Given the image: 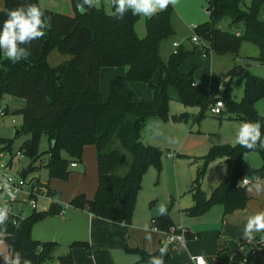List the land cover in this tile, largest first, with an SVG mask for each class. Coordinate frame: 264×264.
<instances>
[{
	"label": "trees",
	"instance_id": "trees-1",
	"mask_svg": "<svg viewBox=\"0 0 264 264\" xmlns=\"http://www.w3.org/2000/svg\"><path fill=\"white\" fill-rule=\"evenodd\" d=\"M70 2L74 10L72 16L43 8L39 0H5L0 11V28L7 18V10L33 3L44 11L48 27L43 38L32 41L30 45H22L30 50L26 60L12 63L0 53V108L4 95L25 100L24 107L12 113L21 115L15 137L19 134L28 136L19 148L29 159L28 173L39 168L34 163L41 157L38 142L42 135L49 142L45 152L48 158L43 164L49 178L67 179L71 173L70 164L81 162L83 147L93 145L97 165L94 196L87 200L80 194L69 205L80 209L88 206L93 216L129 224L144 174L150 167L157 172L162 169L163 150L143 142L141 130L144 125L151 118L167 120L171 100L185 107H199V117L211 100L201 93L191 74L180 70L193 52L179 47L167 62L160 56L161 42L173 34L171 5L151 18H145V36L138 37L134 29L138 16H133L131 11L123 20H117L102 7L85 5L80 11L77 4L82 0ZM263 8L264 0H250L248 4L243 0H209L205 8L209 18L196 25L194 31L206 44L208 54L237 55L242 43L249 42L258 48L255 60L264 65ZM224 19L230 21L228 29L219 26ZM53 49L70 58L50 66L47 58ZM121 66L127 67L126 81L148 86L149 100L136 102L131 96L119 93L118 80L111 82L107 99H102L100 70ZM155 74L157 80L153 82ZM235 75L244 79V94L240 101H235L230 94L231 80ZM219 83H223L224 88L216 92L215 97L224 102L225 108L218 117L222 119L228 115L227 118L244 122L260 121L261 139L264 140V117L255 108L256 102L264 97V78L251 73L246 65L237 64L221 76ZM175 119L186 120V113H180ZM0 143H6V149L12 150L13 139L0 138ZM62 151L68 157H64ZM124 151L130 156L127 167L121 171ZM255 151L263 159L259 168H253L245 160L246 153L250 151L236 143L212 145L203 156L196 158L203 162V167L196 171L187 190L192 205L185 210L186 214L200 216L214 205H220L224 215L244 209L248 196L247 185L241 184L242 179H264V149L258 147ZM217 159L225 164V177L207 194L201 188V179L208 165ZM49 193L55 192L49 189ZM62 209L61 204L50 203L47 210L32 212L17 224L7 220L6 228H0L1 239L18 264H24L25 260L31 264L54 260L57 242L34 240L31 230L35 223L59 214ZM151 225L163 232L174 226L168 213L152 218ZM258 238L241 246L253 247ZM77 245L88 246L86 242H73L70 247ZM257 247L264 252V246L258 244ZM131 252L137 253L143 262L150 257L145 251ZM168 257L163 256L164 264ZM56 260L57 264H74L71 252ZM222 260L224 264H253L242 262L239 248ZM0 264H3L1 257Z\"/></svg>",
	"mask_w": 264,
	"mask_h": 264
},
{
	"label": "crops",
	"instance_id": "crops-1",
	"mask_svg": "<svg viewBox=\"0 0 264 264\" xmlns=\"http://www.w3.org/2000/svg\"><path fill=\"white\" fill-rule=\"evenodd\" d=\"M107 2L108 0H100L99 5L96 7L105 9V4ZM4 3L5 0H0V11L4 8ZM39 3L43 8L70 16L74 15L70 0H39ZM256 51L255 55L243 56V61L241 62L239 59H242V55L239 53L235 55L239 63L243 62L242 64L246 65L248 69H251L252 64L248 65L246 58L251 57L255 60L258 56V48ZM212 54L216 55L214 53ZM69 58L70 56L68 55L63 61ZM51 60L54 63H51ZM47 61L50 66H56L63 62L62 54L60 55L56 49H53L48 55ZM254 63H257L255 65H261L256 60ZM106 69V67H103L100 70V91L101 79L107 76L109 81H111L115 76L111 70ZM181 72L184 73L182 70ZM221 76L222 74L220 75V79ZM156 80L157 75L155 80L153 77L152 81L155 82ZM106 99L103 96V100L105 101ZM149 99L150 96L147 100ZM233 99L238 101L235 97H233ZM8 101L11 105L7 103L2 107H6L10 112L20 110L25 105V100L21 98H9ZM144 101H146V99H144ZM227 116L228 115H224L225 118ZM224 117L222 119H224ZM149 121H153V123L150 126L151 129H149L144 136L142 135L144 143L148 145L152 144V146H161L162 142L175 138L169 131V128L162 124V122L155 119H150ZM188 137L189 135L186 136L185 134L182 143L186 141ZM209 147L210 144L205 145L200 150H208ZM70 168L72 172H77L76 175H80L81 178H74L77 179V181L82 180V177L86 178L89 173V182H83L81 185L72 189L71 195L67 199L68 204L74 197L80 194H83L87 200H91L97 187L95 147L93 145H85L82 150L81 162H77L76 167ZM224 174V170L220 169L216 171L211 175L212 177L208 179V182L201 183V188L204 189L207 194H210L222 179H224ZM183 178H185V176H183ZM70 181L71 180H68V182ZM191 181L176 182V188L174 189L175 191H173L175 193L170 203L169 196L159 197L155 194L154 187L151 186L150 183L145 184V182H142L134 213L129 224L113 222L93 216L89 212L88 206L82 209L70 205L65 208L63 207L62 215L59 216V214H57L48 218L52 219L49 221L53 222H51L52 225L47 226V233L43 237L45 239L43 241H55L58 244L57 248L62 246L60 244V242H62L66 250L64 254L71 252L74 264H148L151 257L160 256L161 248H166V255L169 256L165 264H194L191 260L192 256H203L208 264H224L222 258L229 257L230 252L238 249L244 243L251 242L262 232H254L250 239L246 238L244 235L245 225L249 217L259 212H264V181L257 179L258 185H260L259 190L255 187L257 183L251 184L250 186L247 185L248 200L244 209L224 215L222 208L214 205L200 216L188 217L185 210L192 205L191 195L187 192ZM44 184L55 192L59 203L61 194L55 187H51L49 182H44ZM250 187L252 188L251 191L248 190ZM38 203H42V208H40L39 211L47 210L50 206V201L43 200V198L40 201L38 200ZM161 203L167 205V213L173 225H182L188 230V235H186L183 246H169L165 242L164 232L152 229V218H159L162 216L159 215L157 211L158 205ZM177 218L178 221H176ZM149 236L150 238H147ZM73 242H86L88 246L77 245L70 247ZM131 250L145 251L150 257L147 262H143L140 260V256L137 253L131 252ZM6 252L8 257L17 262L16 257L7 251V247ZM55 253L54 259H57L60 255L55 256ZM43 264H46V262Z\"/></svg>",
	"mask_w": 264,
	"mask_h": 264
},
{
	"label": "rangeland",
	"instance_id": "rangeland-1",
	"mask_svg": "<svg viewBox=\"0 0 264 264\" xmlns=\"http://www.w3.org/2000/svg\"><path fill=\"white\" fill-rule=\"evenodd\" d=\"M208 1L209 0H177V3L174 6L171 5L173 8L171 15L173 34L164 39L160 44V56L164 62H167L169 56L175 51V49L179 47H182L186 51L193 52L182 63L181 70L185 74H191L194 81L199 84L200 91L206 97H209L210 93H213L216 90L221 74H226L235 65L242 64L243 62L239 63V61H243V56L255 55L257 52L256 45L249 42H243L239 50V54L242 55V59H239V61L235 54L217 56L210 53L206 56L202 55L204 51L203 46L201 44H195L192 41V37L196 35L194 26L205 23L209 18L207 12L205 11ZM243 1L248 4L250 0ZM104 10L108 14L111 13L109 2L105 4ZM262 17L264 19V8L262 10ZM145 18L146 17L138 16V19L134 25V29L138 37L145 36ZM229 22V19H224L220 23L221 28L228 29ZM175 44H177L178 47H175ZM67 57L68 55H62V61ZM246 59L248 65L252 64L251 69H249L251 73L264 78V66L255 65L257 63H254L255 60L251 57H247ZM51 63L54 62L51 60ZM106 68V70H111L115 76L111 81H109L107 76L101 79V91L105 99L108 96L110 84L114 80H118L117 90L120 93L131 96L135 101H141L144 99L147 100L149 98V89L145 83H130L126 81L124 74L127 67L121 66ZM156 75L157 74L154 75V80ZM230 94L232 97H235L236 100H241L244 94V79L242 76L235 75L232 78ZM9 98L17 97L4 95L2 98V106L7 103L11 105V103L8 101ZM255 108L260 113V115L264 117V97L260 98L256 102ZM180 113H186V120L176 121L175 117ZM200 114L201 109L197 106L185 107L182 103L176 100H171L169 103L167 120L161 121L156 118H151L166 125L175 138H171L168 141L162 142L161 146L154 145L155 147L163 150L162 169L160 172H157L154 167H150L144 174L142 182H145V184L150 183V185L154 187L153 189L155 190V194L159 197L169 196V203L171 202V198H173L172 196L175 193L173 191H175L174 189L176 188V182L191 181L195 177L196 171L203 167V162L196 158L203 156L207 152V149H200L208 144H210V146L224 143L235 144L236 133L240 125L244 122L242 120H234L227 117L220 119L216 115H211L209 108L204 110L201 117H199ZM11 118L15 119V124L11 123ZM11 118L5 117L2 119L0 123V138L13 139L12 149L13 152H16L23 142L28 139V136L19 134L17 137H15V132L18 130V127L21 123V115L19 113H15L11 116ZM148 121L141 130L143 136L149 129H151L150 126L153 121ZM185 134L186 136L189 135V137L182 143ZM117 146L119 147L118 143ZM48 148V139L45 135H42L38 142V151L41 154V157L34 163V166L39 168L35 172L29 173L27 177L37 176L42 183L49 182L51 187H55V189L61 194L59 197V203L61 204L62 208H65L69 205L67 199L70 197L72 189L76 188L78 185H81L83 182H89V173L87 174L86 178L82 177V180L80 181L74 179L81 177L79 174L76 175L77 172H72V170L67 179L49 178L48 172L43 165L48 158V155L45 153ZM124 153L125 157L123 167L120 169L121 171L124 167H127L128 158L130 156L127 151H124ZM62 155L64 157H68L64 151H62ZM245 160L253 168H259L263 163L261 155L256 151H250L246 153ZM27 163H29V159L24 155L16 162V167L20 169L26 168L28 165ZM220 169L224 170V173H226L225 164L222 160L217 159L215 162H211L204 171L201 183L208 182V179L212 177L211 175ZM183 176H185V178H183ZM68 180L71 181L68 182ZM256 183L258 184L257 179H254L253 181L250 179L248 186ZM40 200H42V198H40L39 201ZM215 206L222 208L220 205ZM40 208H42V203H38V209ZM49 217L51 216L45 217L34 224L31 230V236L33 239H38L40 241L45 240L43 237L47 233V226L52 225L51 222H53L49 221L52 220L48 219ZM176 221H178V218ZM175 226L183 227L185 230H187L185 226ZM60 244L62 246L57 248L56 253L54 252L55 256H61L66 251L62 242H60ZM0 256L1 262L3 263L18 264L15 260L8 257L5 243L1 239V234ZM46 264H56V259L47 261Z\"/></svg>",
	"mask_w": 264,
	"mask_h": 264
},
{
	"label": "clouds",
	"instance_id": "clouds-1",
	"mask_svg": "<svg viewBox=\"0 0 264 264\" xmlns=\"http://www.w3.org/2000/svg\"><path fill=\"white\" fill-rule=\"evenodd\" d=\"M109 6L113 9L111 15L117 20H123L125 14L131 11L133 16H141L151 18L157 12L164 11L169 5H175L177 0H108ZM100 0H82L77 4V9L84 10V6L96 7ZM7 18L3 20L2 28H0V53L10 60L17 63L21 59H27L30 55L28 47L22 45H30L32 41L41 39L45 36V30L48 27L47 18L44 11L38 4L22 5L16 9L7 10ZM262 124L260 121L243 122L236 133V144L255 151L258 147L264 149V140L261 139ZM245 184L249 181L245 179ZM256 189H260V185H255ZM249 191L252 190L250 187ZM12 188L6 189L5 194L11 196ZM0 199H3L0 196ZM158 214H167V205L161 203L158 205ZM11 209L7 203L0 206V228H6V221L9 218ZM264 231V212H259L249 217L245 225L244 235L251 238L254 232ZM147 238H150L147 237ZM166 248L160 249V256H153L149 259L148 264H164L163 256L166 255ZM24 264H31L25 260Z\"/></svg>",
	"mask_w": 264,
	"mask_h": 264
},
{
	"label": "built area",
	"instance_id": "built-area-1",
	"mask_svg": "<svg viewBox=\"0 0 264 264\" xmlns=\"http://www.w3.org/2000/svg\"><path fill=\"white\" fill-rule=\"evenodd\" d=\"M192 41L195 44H201L203 46V56L208 54L205 51L206 44L197 34L192 37ZM175 47H178V45L175 44ZM223 88V83H219L216 90L213 93H210L208 97L211 100L208 106L211 115L220 116L224 111V102L215 97V93L222 91ZM12 115L13 113L6 107H1L0 123L3 118H11ZM11 123L15 124V119L11 118ZM6 147V143H0V196L3 197V199H0V206L7 203L11 209L8 220L13 224H17L28 214L39 211L38 200L40 198L47 199L50 203H58V197L55 193H49V188L45 186L37 176L27 177L29 174L27 167L25 177H21L20 172L22 169L16 167V162L19 158L24 156V152L21 149L16 150V152H13V149L9 151ZM76 165L77 162H72L70 167H76ZM245 179L250 183L249 178H243L241 181L242 185H248L243 182ZM9 188H12L13 190L11 196L5 194V190ZM62 214L63 209L60 211L59 215ZM152 229L158 230L155 225H152ZM186 235L187 230L179 226H172L168 231L164 232L165 242L169 246H183L186 240ZM258 237L259 238L255 241L253 247H239V252L242 255V262L264 264V252L257 247L258 244L264 246V231H262ZM191 260L194 264H208L203 256H192Z\"/></svg>",
	"mask_w": 264,
	"mask_h": 264
},
{
	"label": "water",
	"instance_id": "water-1",
	"mask_svg": "<svg viewBox=\"0 0 264 264\" xmlns=\"http://www.w3.org/2000/svg\"><path fill=\"white\" fill-rule=\"evenodd\" d=\"M16 133H18V130L16 131ZM26 172H27L26 169H22L20 172L21 177H25Z\"/></svg>",
	"mask_w": 264,
	"mask_h": 264
}]
</instances>
